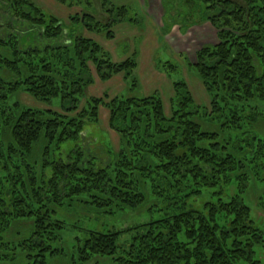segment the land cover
Segmentation results:
<instances>
[{"label": "trees", "instance_id": "1", "mask_svg": "<svg viewBox=\"0 0 264 264\" xmlns=\"http://www.w3.org/2000/svg\"><path fill=\"white\" fill-rule=\"evenodd\" d=\"M55 1L68 7L92 3ZM176 1L162 0L163 33L175 24L185 30L209 22L218 42L202 46L189 63L209 106L196 104L185 82L176 80L167 115L157 93L120 95L109 104L88 96L79 107L94 82L91 66L102 81L117 73L128 78L136 66L132 58L112 62L83 34L113 38L104 31L108 24L135 22L126 6L99 0L113 19L101 23L84 10L66 24L32 0H0V163L11 187L0 197V249L16 250L2 235L14 219L28 217L33 230L19 249L31 255L32 264H47L46 254L55 253L50 247L55 231L62 227L51 205L83 195L97 223L77 239L70 264L94 257L112 264H262L255 253L264 246V224L251 218L247 192L264 187V0ZM161 68L171 75L178 65L166 60ZM18 90L39 100L58 98L62 112L23 107L10 100ZM100 106H109L111 128L121 138L119 150L109 147L105 156L96 148L90 152L83 130L86 121L97 122ZM41 140L48 177L29 164ZM65 142L79 147L65 160L50 159ZM20 159L22 164L15 163ZM145 180L163 200L159 218L123 228L100 221V214L112 216L143 202ZM17 183L24 194L15 191ZM4 259L0 254V263Z\"/></svg>", "mask_w": 264, "mask_h": 264}, {"label": "rangeland", "instance_id": "2", "mask_svg": "<svg viewBox=\"0 0 264 264\" xmlns=\"http://www.w3.org/2000/svg\"><path fill=\"white\" fill-rule=\"evenodd\" d=\"M32 1L43 9V11L48 14H53L66 24H68V17L70 15L80 14L84 10L95 15L101 23L110 20L111 16L113 19L114 15L113 13L107 15L103 11L106 8H101L99 0H91L92 3L88 6L83 4L82 6L74 5L72 7L59 4L55 0ZM172 1L175 4L177 2L176 0ZM121 2L125 4H119ZM112 3L117 6H126L129 9V16L136 18L135 22L122 21L108 24V27L104 31L110 30L112 32L113 38L110 39L106 37L105 32L95 33L84 30L83 34L85 37L94 39L99 43L109 54L112 62L120 63L132 58L136 61V66L128 78L123 73H117L105 81L99 79L94 67L91 66L94 82L85 90L84 96L80 99L79 107L84 106L88 96L102 98L106 104H109L114 97L120 95L140 98L157 93L162 99L164 110L168 115L171 114V98L174 95L173 81L176 80H183L185 82L196 104L209 106V96L204 89L203 83L197 72L190 68L189 63L191 64L196 61V52L202 46L214 45L218 42L216 29L211 24L198 23L192 24L185 30H182L184 28H180L178 24H175L170 31L163 33L164 9H162L161 15L153 20V26H146L143 23L140 8L134 1L112 0ZM171 13L173 14L174 11ZM123 23H130L129 25H133L134 29L127 28L128 26ZM154 31L155 33H153ZM179 31L185 33V35H182V33L180 35ZM38 40L35 39L37 43ZM142 50H145L143 54L141 53ZM166 60L178 65V70L172 72L171 75L167 74L161 68ZM156 70L164 72L166 78L172 81L171 84L169 85L168 80L166 82V79ZM119 75L121 78H113ZM10 100L20 102L23 107L61 111V108L58 106V98H53L51 101L39 100L24 90L15 92ZM83 130L89 140L88 147L91 148L90 152H93V148L95 151L96 148L99 150L97 155L105 156L109 147L115 150V152L119 150L121 138L111 128L109 106H100L98 108L97 122L86 121L83 125ZM43 144L41 140L34 145L31 156L29 157V164L32 165L36 173L44 169V175L48 177L51 173L50 167H42ZM76 145V143L65 142L59 148L52 151V155L49 158L53 159L55 157L65 160L71 150H75ZM77 146L79 147V145ZM101 148L105 153L103 151L100 152ZM17 162L22 164L21 159L20 161H15V163ZM5 174L2 163H0V180L2 183H5L4 185H0V197L2 198L6 197V193L11 190V187L5 181ZM23 175L27 190L30 191L31 185H29L30 183H28L27 175L24 171ZM144 185L143 189L146 188V190L143 202L139 203L133 209L126 208L121 211H116L112 216L102 217L103 215L100 214L98 215V218L101 219L100 221H107L112 228H123L131 225L133 227L159 218L161 210L159 211L158 209L161 206L164 207L163 200L152 192L153 188L149 181L145 180ZM14 188L16 192L24 194L20 183H17ZM262 200H264V187L257 186L251 189L249 188L247 192V203L251 210L250 216L254 221H257V224H264V208L261 206ZM199 203L197 202L196 205L198 206ZM51 207L56 212L55 218L62 223V227L59 232L55 231L56 235L50 244V247L53 246V249H55V253L52 255L50 253L46 254V263L70 264L71 256L76 254L75 251L79 243L77 239L83 236L82 233L85 230H92L96 227L97 222L95 218L93 219L96 213L93 212L94 207L89 204V199L83 195L67 198L62 205L52 204ZM32 223V220L28 217L14 219L12 221L8 230L3 233L1 241H6L9 245L14 248L16 247V250L0 249V254L6 257L0 264L33 263L31 255L19 249L20 247L18 246L21 239H25L31 234L33 230ZM255 256L264 264V246L260 252L258 250V254L257 252L255 253ZM86 264H112V260L110 258L94 257Z\"/></svg>", "mask_w": 264, "mask_h": 264}, {"label": "crops", "instance_id": "3", "mask_svg": "<svg viewBox=\"0 0 264 264\" xmlns=\"http://www.w3.org/2000/svg\"><path fill=\"white\" fill-rule=\"evenodd\" d=\"M131 1H134L138 5V7L140 8L141 16H142V19L144 21L143 23L146 24V26H150V25L153 26V20L156 17L160 16L161 13H162V9H163V7H162V0H131ZM114 4H116V3L114 2ZM119 4H125V3L121 2ZM203 23L204 24H210L208 22H203ZM123 24H126V23H123ZM129 24H126L128 26L127 28H132V30H133L134 29V26L133 25H129ZM131 26H133V27H131ZM135 29H138V28H135ZM153 33H155V31ZM181 33L182 32L179 31V34L180 35H181ZM182 35H185V33H182ZM144 51L145 50H142L141 53L143 54ZM139 64L141 65V63H139ZM142 65H144V64H142ZM156 71L157 72H160L161 76H163L166 79V82H167L168 79L166 78L165 73L162 72V71H159V70H156ZM116 77H120V75L119 76H115L113 78H116ZM113 78H112V80H113ZM169 80H168V82H169L168 84L170 85L172 81L171 80L169 81Z\"/></svg>", "mask_w": 264, "mask_h": 264}]
</instances>
